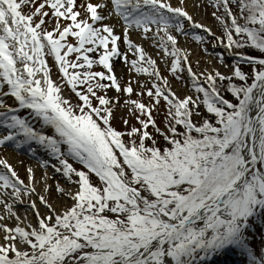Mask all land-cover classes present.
I'll use <instances>...</instances> for the list:
<instances>
[{
  "label": "snow or ice",
  "instance_id": "obj_1",
  "mask_svg": "<svg viewBox=\"0 0 264 264\" xmlns=\"http://www.w3.org/2000/svg\"><path fill=\"white\" fill-rule=\"evenodd\" d=\"M213 6L219 34L186 0H0V146L35 142L71 185L0 156V264H264V0ZM197 29L226 71L193 70Z\"/></svg>",
  "mask_w": 264,
  "mask_h": 264
},
{
  "label": "rangeland",
  "instance_id": "obj_2",
  "mask_svg": "<svg viewBox=\"0 0 264 264\" xmlns=\"http://www.w3.org/2000/svg\"><path fill=\"white\" fill-rule=\"evenodd\" d=\"M172 2L175 3L176 0H172ZM186 3L188 5V0H186ZM194 3L199 4V7H195L196 13H194V18L199 19L202 23L211 27L213 32H216L217 34H219V32H220L219 24L215 20V18L212 16V12L216 10L213 6L214 0H194ZM194 3H193V5H194ZM197 31L200 32L201 35L207 36V39L203 45H201L198 41H195L192 38L191 34H189L188 37L180 36L178 39V45L179 46L190 50L189 59L192 63L193 70L194 71H203L205 68H211L213 66H217V67H220L221 71H226L225 68L220 66V62L216 58V54H223L226 57L225 63L228 64L229 66L231 64V61H232L231 58L233 57V55L230 52H225L224 48L222 46H220L219 44L213 45L210 42L212 39L210 34L206 33L202 29H197ZM205 48H207V52H205V50H204ZM150 50H152L154 54H152V52H150L149 50H147V51L150 54H152L154 56V58L157 59L158 55H156V54L160 50L156 49L153 44H152V47L150 48ZM131 55L132 54L129 53V56H131ZM161 55H162V53H161ZM46 59L48 60L49 65L51 66L53 63V58L51 56H46ZM197 61H199V64H197ZM157 63L160 67L161 74L168 76L169 81H170L174 90H176L179 93H189L192 91L190 88V77H188L186 75V73H181V75L184 77V79L176 80L175 77L167 71V66L165 65L163 60H161L159 58V61H157ZM51 70L55 76L58 75V73L54 67ZM116 71L118 74H123L125 79H127L128 68L122 62H120V61L116 62ZM133 75L135 76L137 74L133 73ZM6 102L11 104L12 98H8L6 100ZM17 114L23 115L24 113L22 111V112H19ZM121 114H122V111L117 110V116L119 117V115H121ZM162 117H163V111H161V113L157 116V120L160 121L162 119ZM115 123H116L117 127H122L119 119H117V121ZM34 126H37V125L34 124ZM37 149H39L38 153L40 151H42L44 154L45 153L49 154L48 150L43 148V147L39 146V147H37ZM8 154L11 157L10 160L12 159V157H15V158L21 159L23 161L22 166H21L23 169L18 168V172H19V175L21 176V178H25L26 177L25 169L27 168V164H30L33 162L32 158L28 157L26 154H21L19 152L12 151L9 148V146H6V147L0 146V156H6V158H8ZM49 166H50L49 170L52 172H55L54 169L51 168V164ZM51 181H53L51 184L56 182V180L54 178H52ZM57 181H59V182L61 181L62 183L61 182L60 183L66 187L71 186V185L67 184L65 180L57 179ZM44 194L46 196L48 195V193H44ZM62 199H64V198L60 197L59 195H53L50 197L51 202H53L54 204H58ZM17 210H18V212L22 211L18 208H17ZM257 241H259V240H257ZM255 250L257 251V253L259 252V248H255ZM245 263H246V260H245Z\"/></svg>",
  "mask_w": 264,
  "mask_h": 264
},
{
  "label": "bare ground",
  "instance_id": "obj_3",
  "mask_svg": "<svg viewBox=\"0 0 264 264\" xmlns=\"http://www.w3.org/2000/svg\"><path fill=\"white\" fill-rule=\"evenodd\" d=\"M193 3H194V0H188V10L190 11V12H192L193 13V15H194V13H196V9H195V7L193 6ZM118 30V29H117ZM132 38L135 40V41H137V42H140V43H142L143 44V46L145 47V49H146V51L147 50H149L150 52H152V54H154L153 53V51L152 50H150V48L152 47V43H151V41L150 40H146V39H144L143 37H141V36H139L137 33H133L132 34ZM156 54V53H155ZM159 56H158V58H157V61H159ZM14 99V98H13ZM1 129H3V127L2 126H0V130ZM40 156V155H39ZM42 157V156H41ZM10 155L8 154V159H9V161L11 162V163H13L14 164V166L15 167H17V169L18 168H20V169H23L21 166H22V163L21 162H23L21 159H17V158H15V157H12V159L10 160ZM41 160H48V161H50V163H53V157L52 156H50V154H45V156H44V158H42ZM18 161V162H17ZM28 166H32L33 168H34V171H35V173H36V177H37V179H39V177L44 173V171H47L48 172V174H49V184H51L53 181H51L52 180V178H54L56 181H57V179H59V180H65L66 181V178H63L62 177V175H61V173H56V172H52V171H50L49 170V168H46V170H45V168H43V167H41L40 166V164H39V161H37V163H35V164H27V167ZM61 182V181H60ZM62 183V182H61ZM38 190H39V187H38ZM17 208L18 209H20V210H22V211H20L19 213H21V214H23L24 212H25V210L26 209H28L29 208V205H27V204H18V206H17Z\"/></svg>",
  "mask_w": 264,
  "mask_h": 264
},
{
  "label": "trees",
  "instance_id": "obj_4",
  "mask_svg": "<svg viewBox=\"0 0 264 264\" xmlns=\"http://www.w3.org/2000/svg\"><path fill=\"white\" fill-rule=\"evenodd\" d=\"M236 59V57L233 58V60ZM249 235L252 237L253 247L256 248V241L259 240L262 244V239H264V231L256 230L255 232H250ZM262 246V245H261Z\"/></svg>",
  "mask_w": 264,
  "mask_h": 264
}]
</instances>
